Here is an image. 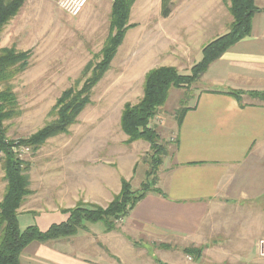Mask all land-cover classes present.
I'll return each mask as SVG.
<instances>
[{"label":"crops","instance_id":"obj_1","mask_svg":"<svg viewBox=\"0 0 264 264\" xmlns=\"http://www.w3.org/2000/svg\"><path fill=\"white\" fill-rule=\"evenodd\" d=\"M136 2L129 17L134 29L139 27L131 21ZM111 4L112 0H88L78 19L87 15L96 19L105 11L109 18ZM228 6L227 0H172L169 16L162 18L159 0L156 14L160 18L147 22L145 18L151 17L153 10L143 2V32L159 33L158 49L170 67L178 68L192 48L201 53L207 43L228 32ZM254 6L257 12L250 35L208 67L199 80L203 86L196 88L181 123H176L174 142L168 147L155 185L159 192H149L134 206L120 223L121 234L105 232L98 223H85L74 236L31 243L21 253L20 264H105L104 253L106 263L130 264L140 253L130 241L135 237L160 243L169 261L154 257L156 264L175 263L168 251L178 249L176 242L188 240L189 247L202 245L210 237L206 234L222 230L231 211L258 200L261 175L254 172L264 171V100L250 94L264 93V0H254ZM54 8L59 12L57 19ZM216 12L221 13L217 20ZM59 19L68 18L58 9L57 0H22L0 34V49L29 52L31 58L53 43ZM215 26L220 30L213 39L207 43L197 39V32L212 29L214 33ZM170 38L173 45L167 42ZM233 92H240L239 98ZM85 141L79 140L78 146L68 149L62 181L48 182L51 188L62 190L59 203L47 198L45 205H37L35 191L30 189L32 193L18 209L21 231L34 226L44 232L65 222L67 210L79 203L105 207L119 193L121 181L129 180L130 173H120L113 155L104 161L87 160L86 148H82ZM120 159V165H126L127 158L121 155ZM254 207L257 211L259 206L254 203ZM204 222L208 233L200 232ZM143 255L150 256V250Z\"/></svg>","mask_w":264,"mask_h":264},{"label":"rangeland","instance_id":"obj_2","mask_svg":"<svg viewBox=\"0 0 264 264\" xmlns=\"http://www.w3.org/2000/svg\"><path fill=\"white\" fill-rule=\"evenodd\" d=\"M143 2L147 9L153 10L151 17L145 18L147 22L160 18L159 14H156L159 0H137L131 21L137 23L136 26L139 27L126 31L108 71L92 89L90 104L85 107L77 118V123L69 128L67 134L47 140L36 152L19 145L18 142L51 123L54 120L51 110L61 93L68 88H80L89 77V73L87 76H82L81 73L86 64L92 62L95 65L100 60V51L109 34V18L106 11L96 19L90 15L81 20L78 19L79 17L69 16L67 21L59 19L60 27L55 29L53 43L47 48L37 50V54L34 53L35 55L29 60L28 69L10 82L17 98L19 115L4 123L5 136L14 143L11 148L13 154L28 165L29 189L35 191L37 205H45L47 198L59 203L62 190L51 188L52 185L48 182L62 181V173L68 162V149L78 146L79 140L82 143L84 139L86 141L82 148H86L87 160L100 158L104 161L113 155L120 173H130L129 180L125 181L130 183L131 190L138 191L143 183L151 184L154 179L155 183L150 186L155 188L165 158L161 166L154 170L151 163L153 152L150 151L148 144L144 141L126 144L127 137L120 129L122 109L125 104H136L141 98L145 74L156 67L169 66L164 58V52L158 49L159 33L143 32L144 19L140 15V4ZM52 12L57 19L59 12L55 8ZM218 13L215 14L216 20L221 16V13ZM219 30L220 27L215 26L214 33L210 29L207 33L197 32L196 36L197 39L207 43L206 41L213 39ZM167 42L173 45L171 38ZM200 60L201 53L192 48L191 55L186 57L184 64L176 69L181 74H189L192 67L190 65H195ZM199 80L190 86V90L172 89L165 106L157 112L148 125L156 132L159 143L167 151L169 145L174 142L176 111L193 101L196 88L204 84ZM116 155L119 157L117 158ZM121 155L127 158L124 166L120 165ZM2 159L3 156L0 154V200L5 190ZM53 171L59 173H52ZM254 173L261 175L259 182L262 192L258 200L248 202L238 211H231L225 219L227 224L222 230L216 229L206 234L210 237L198 246L204 248L199 259H193L183 252L185 248H189L188 240L176 242L178 249L173 248L175 250L168 251L172 255L171 259L176 258L175 263L171 264H264V245L259 246L260 242H264V171L257 170ZM254 203L259 206L257 211ZM206 224L207 222H204L200 232L208 233ZM98 226L103 227V224L98 223ZM120 226L118 223L115 231L119 235ZM130 241L140 252L130 264H156L154 257L168 263L169 255L160 247L159 242L143 240L139 237ZM144 249H149L151 255H143ZM106 258L104 253V263L109 264L106 263Z\"/></svg>","mask_w":264,"mask_h":264},{"label":"trees","instance_id":"obj_3","mask_svg":"<svg viewBox=\"0 0 264 264\" xmlns=\"http://www.w3.org/2000/svg\"><path fill=\"white\" fill-rule=\"evenodd\" d=\"M228 13L231 17L228 32L207 43L201 50V60L193 65L189 74H181L176 68L161 66L148 71L143 80V92L136 104H125L120 116V129L127 137L126 144L144 141L148 144L151 163L154 170L161 166L168 151L159 143V137L148 127L152 118L165 106L172 89L190 90V86L201 78L208 67L219 59L227 50L250 35L252 19L257 8L254 0H227ZM135 0H112L109 15V34L100 51V60L94 65H85L81 75L89 77L80 88L64 90L56 100L51 116L54 120L39 129L28 138L18 142L19 145L36 152L45 142L56 136L67 134L69 128L77 123V118L90 104L92 89L108 71L111 61L121 45L129 24L131 7ZM22 0H0V34L8 22L17 14ZM172 0H161V17L169 16ZM30 53L16 52L13 48L0 49V154L4 171L5 190L0 200V264H20V255L33 242L46 243L71 237L84 228L85 223H102L105 232L117 229L134 206L149 192L158 193L151 184L143 183L140 190H131L130 183L122 180L121 190L105 207L78 204L67 210L65 222L51 225L41 232L30 226L21 231L18 226V209L24 199L31 194L28 165L20 161L12 152L14 143L6 139L4 123L19 115L17 98L10 82L29 67ZM239 98L240 92L231 93ZM250 95L264 100V93ZM186 106L176 111V123L179 125L186 113ZM149 175V174H148ZM203 247L185 248L183 252L193 259L202 256ZM163 264V263H159Z\"/></svg>","mask_w":264,"mask_h":264},{"label":"built area","instance_id":"obj_4","mask_svg":"<svg viewBox=\"0 0 264 264\" xmlns=\"http://www.w3.org/2000/svg\"><path fill=\"white\" fill-rule=\"evenodd\" d=\"M11 1V0H5ZM88 0H57L58 9L71 18L78 17L84 10ZM175 139V137H173ZM172 138V139H173ZM264 242H260L259 246H263Z\"/></svg>","mask_w":264,"mask_h":264}]
</instances>
